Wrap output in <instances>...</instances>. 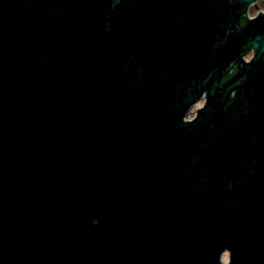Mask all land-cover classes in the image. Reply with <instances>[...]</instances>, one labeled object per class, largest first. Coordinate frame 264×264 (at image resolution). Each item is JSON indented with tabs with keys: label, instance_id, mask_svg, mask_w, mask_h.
<instances>
[{
	"label": "water",
	"instance_id": "water-1",
	"mask_svg": "<svg viewBox=\"0 0 264 264\" xmlns=\"http://www.w3.org/2000/svg\"><path fill=\"white\" fill-rule=\"evenodd\" d=\"M255 1L0 0V264H264Z\"/></svg>",
	"mask_w": 264,
	"mask_h": 264
},
{
	"label": "flooded vegetation",
	"instance_id": "flooded-vegetation-1",
	"mask_svg": "<svg viewBox=\"0 0 264 264\" xmlns=\"http://www.w3.org/2000/svg\"><path fill=\"white\" fill-rule=\"evenodd\" d=\"M254 12H256V15H252ZM260 14H264V0H256L253 3H250V5L248 6V9H247V12H246L247 19L253 20L257 16H259ZM245 24H246V21H242V25H245ZM253 55H254V51L252 49H249L247 55L244 57L246 62H249L252 59ZM236 72H237L236 69L232 70L231 73L228 75V78L235 75ZM231 96H234V93ZM203 100H204V102L206 100L205 94L198 103H200Z\"/></svg>",
	"mask_w": 264,
	"mask_h": 264
},
{
	"label": "rangeland",
	"instance_id": "rangeland-1",
	"mask_svg": "<svg viewBox=\"0 0 264 264\" xmlns=\"http://www.w3.org/2000/svg\"><path fill=\"white\" fill-rule=\"evenodd\" d=\"M252 15H256V12H254ZM204 103L205 102L203 100L200 103H197L195 106H193L186 119H188V120L193 119L196 116L197 110L200 109L201 107H203ZM222 261L224 263H227L229 261V255L227 253H225L222 256Z\"/></svg>",
	"mask_w": 264,
	"mask_h": 264
}]
</instances>
